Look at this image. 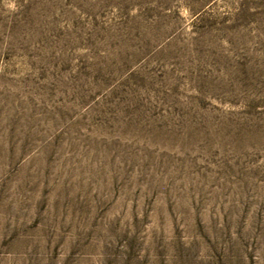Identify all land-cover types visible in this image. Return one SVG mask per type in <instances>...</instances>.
<instances>
[{"label":"rangeland","instance_id":"374dc122","mask_svg":"<svg viewBox=\"0 0 264 264\" xmlns=\"http://www.w3.org/2000/svg\"><path fill=\"white\" fill-rule=\"evenodd\" d=\"M0 264H264V0H0Z\"/></svg>","mask_w":264,"mask_h":264}]
</instances>
